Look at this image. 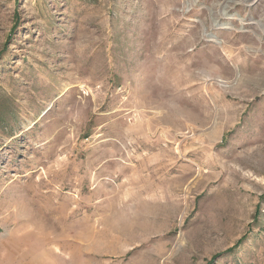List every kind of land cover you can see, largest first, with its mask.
<instances>
[{
    "label": "rangeland",
    "instance_id": "obj_1",
    "mask_svg": "<svg viewBox=\"0 0 264 264\" xmlns=\"http://www.w3.org/2000/svg\"><path fill=\"white\" fill-rule=\"evenodd\" d=\"M0 264H264V0H0Z\"/></svg>",
    "mask_w": 264,
    "mask_h": 264
}]
</instances>
